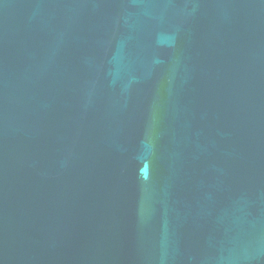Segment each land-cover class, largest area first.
Here are the masks:
<instances>
[{
    "label": "water",
    "instance_id": "1",
    "mask_svg": "<svg viewBox=\"0 0 264 264\" xmlns=\"http://www.w3.org/2000/svg\"><path fill=\"white\" fill-rule=\"evenodd\" d=\"M0 264H264V0H0Z\"/></svg>",
    "mask_w": 264,
    "mask_h": 264
}]
</instances>
